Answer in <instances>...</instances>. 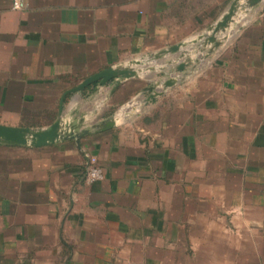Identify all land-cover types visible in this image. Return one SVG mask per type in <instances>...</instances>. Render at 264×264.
I'll use <instances>...</instances> for the list:
<instances>
[{
  "label": "crops",
  "instance_id": "1",
  "mask_svg": "<svg viewBox=\"0 0 264 264\" xmlns=\"http://www.w3.org/2000/svg\"><path fill=\"white\" fill-rule=\"evenodd\" d=\"M24 1L0 0V124L12 126L48 125L32 120L66 89L192 38L231 0ZM222 35L170 86L143 73L68 93L66 132L89 130L78 141L0 142V264H264V0ZM125 89L130 101L116 99ZM89 157L101 180L85 178Z\"/></svg>",
  "mask_w": 264,
  "mask_h": 264
},
{
  "label": "water",
  "instance_id": "2",
  "mask_svg": "<svg viewBox=\"0 0 264 264\" xmlns=\"http://www.w3.org/2000/svg\"><path fill=\"white\" fill-rule=\"evenodd\" d=\"M261 1L262 0H231L225 11L215 22L207 26L201 32L195 34L192 38L181 40L175 44L162 48L157 52L149 54L145 58L132 59L124 63L114 64L85 77L76 86L66 89L62 93L58 102L56 116L48 125L12 126L0 124V142L41 147L53 144L61 139L74 138L78 141V139L82 135L87 134L89 130L83 129L81 131L66 132L63 121V109L64 99L68 93L81 92L94 83L103 85L114 82L115 88L125 80L138 77L143 75V73H147L145 77H150L154 73L160 75L167 74L169 66L176 64V68L168 73L170 75L167 77V80L164 82L161 80L156 81L150 89L154 90L158 85L170 86L176 81V78L171 75L175 72L184 70L188 65L192 64L193 55L202 52L200 55V59H202L210 53L212 47H217L221 44L225 36H220V34L227 30L236 14L247 13ZM169 55H174V58L168 59L167 57ZM160 60L165 61L161 64H152ZM162 93V89L156 90L150 96V99ZM115 125L116 119L114 114H111L102 122L95 124V126L102 131L110 129Z\"/></svg>",
  "mask_w": 264,
  "mask_h": 264
},
{
  "label": "rangeland",
  "instance_id": "3",
  "mask_svg": "<svg viewBox=\"0 0 264 264\" xmlns=\"http://www.w3.org/2000/svg\"><path fill=\"white\" fill-rule=\"evenodd\" d=\"M178 41V40H177ZM218 47V46H217ZM217 47H212V50L210 51V54L214 51V50H216L217 49ZM198 53H200V52H198ZM200 60V56H198L196 59H194L192 62L193 63H196V61H199ZM161 61V62H160ZM159 62L160 63H163V61H165V60H160ZM176 67V64L173 66V67H169L168 69H167V72L169 73L172 69H174ZM188 67V66H187ZM162 74V75H160V74H156V73H154V77H168L170 74ZM184 73H186L185 72V70H182V71H178V72H176L175 74H177L178 76H185V74ZM145 76V75H144ZM152 76V75H151ZM150 76V77H151ZM172 76V75H171ZM150 77H144V79L145 78H147V80L148 79H150ZM143 78V77H142ZM148 84V83H147ZM152 84V83H151ZM130 90V89H129ZM129 90H126L125 89V91H123V92H121L120 93V95L118 96V97H116V99H126V98H128V100L127 101H130V96L131 95H133V94H131V92L129 91ZM133 97V96H132ZM127 101H125L124 103L125 104H127L128 102ZM123 103V104H124ZM123 104H119V105H117L116 107H114V109L112 110L113 111V114L114 113H118L119 112V110L121 109V106L123 105ZM56 110H57V104L55 103V107H54V109L49 113L50 114V118L49 119H46V118H39V119H37V118H35V119H33L32 121L33 122H35V123H46L47 121H51L54 117H55V115H56ZM44 114H46V112H44L42 115H44ZM49 123V122H48ZM214 232H215V228H214ZM216 233V232H215ZM230 236V235H229ZM198 240H199V235H196L195 236ZM231 237V236H230ZM193 249L195 250V251H198L199 250V247H197V246H194L193 247ZM213 264V263H212Z\"/></svg>",
  "mask_w": 264,
  "mask_h": 264
},
{
  "label": "built area",
  "instance_id": "4",
  "mask_svg": "<svg viewBox=\"0 0 264 264\" xmlns=\"http://www.w3.org/2000/svg\"><path fill=\"white\" fill-rule=\"evenodd\" d=\"M12 9H23L26 7V3L24 0H11ZM103 170L97 164L96 159L94 157H89L88 162L85 167V178L89 182H93L96 180H101L103 178Z\"/></svg>",
  "mask_w": 264,
  "mask_h": 264
}]
</instances>
